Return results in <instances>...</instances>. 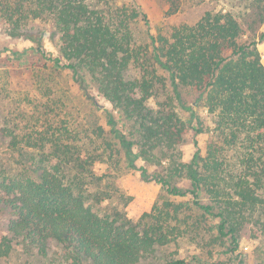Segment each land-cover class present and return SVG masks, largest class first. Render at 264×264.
Instances as JSON below:
<instances>
[{
  "label": "trees",
  "instance_id": "trees-1",
  "mask_svg": "<svg viewBox=\"0 0 264 264\" xmlns=\"http://www.w3.org/2000/svg\"><path fill=\"white\" fill-rule=\"evenodd\" d=\"M181 2L166 0L167 13ZM250 7L257 17L244 19ZM244 8H205L142 44L132 29L140 13L124 5L0 0L8 35H24L34 19L52 21L58 33L57 59L35 69L31 85L19 87L0 70V264H142L189 228L199 255L162 264H249L238 252L241 237L258 240L264 255V63L257 47L264 41V0ZM58 73L68 74L84 99H93L90 91L105 98L126 133L110 112L108 133L100 125L83 132L80 108L54 88ZM166 80L178 99L180 88L194 90L195 103L214 118L211 139L202 147L194 138L190 157L176 146L206 130L193 104L185 106L187 120L172 97L160 110L147 104ZM106 134L124 148L125 174L140 169L143 181L190 194L191 203L143 197L130 216L96 210L84 187L94 164L115 168L121 161ZM93 136L102 140L89 148ZM136 160L146 165L138 168ZM218 247L224 259L213 257Z\"/></svg>",
  "mask_w": 264,
  "mask_h": 264
},
{
  "label": "rangeland",
  "instance_id": "rangeland-1",
  "mask_svg": "<svg viewBox=\"0 0 264 264\" xmlns=\"http://www.w3.org/2000/svg\"><path fill=\"white\" fill-rule=\"evenodd\" d=\"M252 0H182L180 8L172 13H167L166 0H93V2L99 4H106L108 7L113 6H127L137 10L140 15L132 25L134 32V38L137 43L145 44L148 42V35L154 34L158 31H166L175 23L182 21L196 20L205 8L220 9L225 7L232 8L234 10H241L243 12ZM239 6V7H238ZM252 7L248 8L247 14L244 19L256 15H251ZM259 30L264 31V22L260 26ZM57 30L52 21L48 19H34L28 23L24 35L20 37H12L7 34L6 27L0 19V70H5L10 73L14 80L19 84V87H26L31 85V75L34 74V70L40 68L44 62L52 63L58 57L56 38ZM40 39V44L37 48L35 39ZM261 43V42H260ZM262 53V52H261ZM264 63V58L262 57ZM54 80L58 81V84L54 88H59L60 91H66V96L70 100V104L75 107H79L80 117L82 118V130H86L92 133L95 128L100 125L104 128L105 133L110 131L111 125L108 124V112L115 116V127L126 133L122 122L118 117V113L112 107V105L95 91H90L93 99H84L82 92L77 84L71 83L68 74L58 73L54 76ZM169 97H172L170 102ZM197 93L188 88H180V99L174 95L173 88L170 85V81L166 80L164 86L156 88L155 93L151 96L147 104L154 110H160L164 103L170 102L177 113L183 118L188 119L191 110L186 109L185 106L193 104V108L196 113L203 119L206 130L204 133L197 136H193L190 132L186 135L183 142L176 146V149L190 157L194 152L193 139L198 140V144L205 147L212 137L214 118L213 115L208 113L202 106V103L198 101L195 103ZM69 107V106H68ZM73 112H76L72 108ZM95 143L90 144L89 148L93 145L99 147L101 143V137L93 136ZM106 137L113 142V147L119 149V152H115L116 158H121L116 167L114 168L106 162L96 161L93 166V176L90 177V181L85 184V193L88 197V202L99 212L109 213L113 215L116 212L132 215L133 207L136 202L140 201L143 197L150 199L167 200L173 202L188 201L191 203L193 199L190 194L186 195H172L167 192L161 186L147 183L143 181L140 175V169L130 170L125 174V161H124V148L119 140L113 134H106ZM100 146L98 149H102ZM136 166L139 168L144 164L140 160H136ZM149 172L153 169L152 166L147 167ZM180 186H187L186 182H178ZM134 193V194H133ZM133 195L131 201L127 200L129 195ZM95 196H99L100 200H96ZM102 200V201H101ZM207 197L203 196L201 202H206ZM192 205V204H191ZM189 211L188 213H193ZM4 214H0V226L4 222ZM192 220V219H191ZM212 222V221H211ZM210 223V221L208 222ZM188 230V231H187ZM183 236L176 242H172L168 245L159 247L153 253L152 256L146 257L142 260V264H162V262L168 258H184L190 259L192 256L197 257L199 255V248H197L195 242L196 237L193 235L192 228L187 229ZM258 240L250 237H241L239 240L238 252H240L243 260L249 264L257 262L260 257H264L261 253L263 247ZM260 246V247H259ZM223 248V247H222ZM222 248H217V251H213V257L215 259H224L225 255L222 253ZM205 260V259H203ZM197 262V261H196Z\"/></svg>",
  "mask_w": 264,
  "mask_h": 264
},
{
  "label": "crops",
  "instance_id": "crops-1",
  "mask_svg": "<svg viewBox=\"0 0 264 264\" xmlns=\"http://www.w3.org/2000/svg\"><path fill=\"white\" fill-rule=\"evenodd\" d=\"M257 47H258V50L260 51V53H261V57H263L264 58V41L263 42H261V43H259L258 45H257Z\"/></svg>",
  "mask_w": 264,
  "mask_h": 264
}]
</instances>
